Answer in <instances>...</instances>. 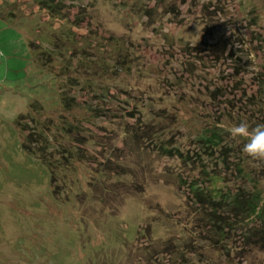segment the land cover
<instances>
[{
  "label": "rangeland",
  "instance_id": "1",
  "mask_svg": "<svg viewBox=\"0 0 264 264\" xmlns=\"http://www.w3.org/2000/svg\"><path fill=\"white\" fill-rule=\"evenodd\" d=\"M0 2L4 11L17 10L30 22L32 18L35 29L45 28L48 33L47 26L58 30L64 25L76 33L77 47L81 43L91 47L84 55L70 57V49L62 58L52 54L43 69L37 59L44 58L36 52L38 72L37 66L31 67L27 46L29 40L40 41L33 27L21 24L24 18L16 23L0 17V264H264V242L254 246L247 241L243 247L242 233L233 232L223 249L214 248L196 226L202 213L186 198L189 185L210 188L216 195L231 193L232 177L214 170L204 180L192 161L202 156L209 168L213 159L192 144V124L177 128L172 120L181 113L176 111L181 93L196 96L197 127L213 122L222 108L226 113V99L233 96L232 103L237 100L234 105L239 107L238 100L252 94L259 107L253 125L264 123V81L260 82L264 0H52L54 10L38 0ZM217 5L222 12L210 20ZM144 6L153 9L151 17L135 12ZM216 22L222 26L216 28ZM211 29L216 33L211 34ZM44 33L39 35L46 41ZM224 36L228 37L224 53L230 49L234 57L216 60L203 48ZM240 37L245 46H238ZM120 46L130 54L128 70L98 77L101 88L83 86L82 77L78 85L62 84L79 103L66 111L58 103V90L63 87L61 80L67 79L63 72L67 61L72 75L80 58L84 62L102 52L111 61L109 53ZM235 65L241 67L238 74ZM47 71L55 79V90L37 84V76ZM41 78L51 83L44 73ZM206 87L208 91L224 87L227 95L211 101ZM34 99L47 110H37V117L51 115L57 121L65 115L68 122L77 123L73 130L80 133L66 139L78 145L82 159L66 171V184L58 178L63 189L59 202L51 190L48 168L22 149L14 124L15 116L27 112ZM88 105L100 112L88 114ZM246 109L245 115L240 113L245 120ZM236 111L226 121L228 128L237 123ZM141 115L144 123L137 119ZM157 124L168 127L163 143L178 147L185 159L156 153L148 143L135 145L131 134L124 133L125 125L153 128ZM245 163L260 170L259 162ZM247 225L256 229L264 222L255 218Z\"/></svg>",
  "mask_w": 264,
  "mask_h": 264
},
{
  "label": "trees",
  "instance_id": "2",
  "mask_svg": "<svg viewBox=\"0 0 264 264\" xmlns=\"http://www.w3.org/2000/svg\"><path fill=\"white\" fill-rule=\"evenodd\" d=\"M51 1L52 0H49V2H47V0H38V3H43V6L46 8L54 10L55 8H53V6L55 3L52 4ZM3 9L4 8L0 7V17L3 16V18H8L9 21L12 20L13 22L16 21V23L20 22V18H24L25 22H21V24L23 23L24 26H26L25 23L31 25L34 29V32L40 39L38 42L35 39L27 41V46L29 49L28 52H30V55L32 56V62L30 63L32 64L31 67L37 66L33 60V54L36 52L40 54L39 56L44 58L43 61H40L41 59H37L38 63L40 64V68L43 69L45 65L44 63L47 60L51 61L52 54H56V56H60L59 58H62L61 56H65L67 54L65 51H69V49L70 51L67 55L70 57L72 55L78 56L81 53L84 55L87 53L86 50L90 51L91 47L88 46L86 49V44L84 45L83 43L77 47L75 40L76 33H74L68 27H63L64 25L58 30L47 26L46 31H48V33H44L45 28L42 30L38 28L35 29L34 26L36 22L32 23L34 21L32 18L30 22V20H27L25 16H20L17 10L13 11L7 9V11H4ZM222 9V6L217 5L216 9L214 6L212 11L213 14L209 15L208 18L214 21L216 17L215 14H217L219 11L222 12ZM151 10L153 9L144 6L142 8H136L135 12L141 14L140 16L143 18V16L151 17ZM215 26L216 28H220L222 24L216 22ZM39 32H43L45 34L46 41L42 40V34L39 35ZM212 33H216V31L212 30L211 34ZM220 38V40L217 39L213 43H207L203 50L205 52L212 53L213 58L216 60L225 58L227 56L232 59L231 57H234V55L231 53L230 49L226 52L228 55L224 53V49L226 46H228V37L224 36ZM117 41L119 44L120 39ZM237 41L239 47L245 46L241 37ZM40 45L47 46L49 49H47V47L43 48V46L41 47ZM213 45L215 48H212ZM40 47L41 49L39 50ZM195 50L197 51V49ZM23 51L27 52L25 47ZM245 53L247 56H249V52L245 51L244 54ZM110 54H112L111 61H109L102 54V52L98 53L97 56H92V58L89 60L88 58H85L84 62H82V58H80L74 65L72 75H70V66L67 61V64L63 69V72H66L65 76L67 79L65 81L61 80L62 83H60V85L63 84L70 86V81L74 82L73 84L78 85L81 81L80 77H82L84 78L82 83L83 86L85 85L91 89L98 87L101 88V80L99 81L97 79L98 77H103L107 72L117 73V70L126 71L130 67L129 60L127 59L129 58L128 56H130V54L124 46L118 47L115 51L112 50V53H109V55ZM223 54L226 55L224 56ZM239 60L240 59L238 58V61ZM39 66L36 67L38 72L40 71ZM239 68L241 67L237 65H235L233 68L236 74H238ZM43 73L51 79V83H48L47 80L41 78ZM39 75L37 78H40V81L37 82V84H41L46 88H49L51 85L53 90L56 89L54 88L55 79L53 76H51L50 72H41ZM15 81H18V79ZM262 81H264V79L260 80V82ZM14 85L18 86L15 82ZM206 91V97H208V99L211 101L227 95L224 87H213L209 91L206 87ZM58 94V103L63 104V108L66 111H70L72 109V105L77 106L79 104L74 103L72 97H70L71 95H69V89H67L66 86L60 88V90H58ZM94 96H97V94L95 93ZM147 97L150 96L148 95ZM178 98L179 107L176 111H181V113L176 115L174 118L172 117V120L177 125V128L192 124L193 130H195V140L192 141V144L196 147H199L200 149L202 148L201 153L205 155V158L210 160L213 159V163L210 164V167L206 168L204 164L206 160L203 159L204 157H196V160L194 159V161H192L196 164L194 166L196 167L195 170L200 171L204 180H207L210 174L213 175L214 170L222 175H230V177H232V185L234 186L233 192L223 193L218 191L219 194L216 195V192L210 188L204 189L202 186L198 187L196 184L189 185L187 190H190L191 193L190 195L187 194L186 198L191 199V203L195 205L197 211L202 213L197 218L196 226H198L202 231V235L206 241H209L211 246L214 248L223 249L225 247V242L229 237L228 233L233 232L239 235L242 233L243 238H245V241L243 240V247L248 246L247 241H252L254 246H257L258 244L261 246V242H264V225L255 229L252 225L248 226L247 222H250L255 218H258V220L264 222V187H261V181L264 179V173H262V170H264V165L259 164L260 170H257L255 166L246 165L245 162L249 158L242 154V148L245 142L234 140L227 131L228 125L226 124V121H230L233 118L231 117V111L237 110L235 115V120L237 122L236 124L238 125L241 122L247 121L249 122L250 128L254 127L252 117H257L259 113V107H256L257 100L254 99L252 94H249L248 96L244 97V100L239 99V107H236L234 104L237 103V100H233L234 103H232L231 100L233 96H231L229 100L226 99L229 107L226 109V113H224V109L222 108L220 113L216 112V114H218L216 119L215 116L212 118L213 122L207 121L204 123V126L197 127L198 116H196L194 105L196 102V96L181 93L179 94ZM95 99L97 98L95 97ZM217 105L219 106L220 104L217 103ZM87 107L89 108L88 114H90L92 111L100 112V109L95 108L94 105H88ZM246 107L249 108L246 109L248 110L247 116L249 118L247 117L245 120V117L240 115V113L241 111L244 113ZM232 108L235 110H232ZM241 108L242 110H240ZM39 109H42V111H47L38 100H30L28 102L27 112L18 113L14 118V124L20 133V145L22 149L27 154L33 156L35 159L45 164L48 168L51 190L59 202L58 196L61 194L63 189L58 181V178L61 179L63 184H66L68 180L66 177V171L72 170L73 168L71 169V166H73L74 162L82 159L80 155L81 150L79 149L78 145L73 143L74 146H72V140L70 139V142L67 143L66 139H69L71 135L73 137L76 135L77 137L80 133L73 130L78 128L77 123L68 122L65 115L61 114V118L57 119V121H54L51 115H44L43 119H41L36 116V112ZM188 112L190 115L188 117L186 115L184 116V114H187ZM130 117H132V115ZM137 119H140V122L144 123V121H142L144 120L143 115L137 117ZM175 119L178 121H175ZM143 127L144 126L129 127L125 125V132H123L126 133V135L131 134V136L134 138L133 141L135 145H138L140 142H143V145L148 143L151 146L150 148L156 153L166 155L169 158H178L181 156L182 159H185L182 151H180L178 147H173V145L172 147H169L167 144L163 143L165 142L163 137L165 132L168 130V127L166 128L162 124H157L153 128H150L149 126H145V128ZM116 134L117 133H115V135ZM120 138H122V142L125 143V137L122 135ZM221 169L222 172L220 171ZM62 170L65 171L63 175L60 176V172ZM229 182L230 181H228V183Z\"/></svg>",
  "mask_w": 264,
  "mask_h": 264
},
{
  "label": "clouds",
  "instance_id": "3",
  "mask_svg": "<svg viewBox=\"0 0 264 264\" xmlns=\"http://www.w3.org/2000/svg\"><path fill=\"white\" fill-rule=\"evenodd\" d=\"M227 131L234 140L242 138L245 141L242 148L245 157L264 164V123L250 128L247 122H241L233 124Z\"/></svg>",
  "mask_w": 264,
  "mask_h": 264
}]
</instances>
